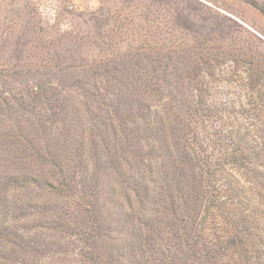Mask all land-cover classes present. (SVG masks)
<instances>
[{"label":"rangeland","instance_id":"obj_1","mask_svg":"<svg viewBox=\"0 0 264 264\" xmlns=\"http://www.w3.org/2000/svg\"><path fill=\"white\" fill-rule=\"evenodd\" d=\"M214 25L264 52V0H0V264H256L218 228L261 250L264 199L215 202L196 86L134 50Z\"/></svg>","mask_w":264,"mask_h":264},{"label":"trees","instance_id":"obj_2","mask_svg":"<svg viewBox=\"0 0 264 264\" xmlns=\"http://www.w3.org/2000/svg\"><path fill=\"white\" fill-rule=\"evenodd\" d=\"M33 18L31 14L27 21ZM198 34L192 37L199 41L197 46L134 50L148 55L151 62H167L185 70L187 86H196L185 113L192 119V141L201 153L198 161L202 176L209 178L215 202L231 209L249 205V194L264 199V52L240 33L232 37L227 29L209 28ZM256 219L245 232L263 230L264 212L260 211ZM218 230L223 232V240L230 241L229 250L248 246L253 254L264 250V240L259 235L256 240L261 250L248 241L249 234L242 236L235 227ZM253 259L256 264H264V254Z\"/></svg>","mask_w":264,"mask_h":264}]
</instances>
